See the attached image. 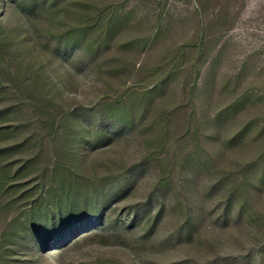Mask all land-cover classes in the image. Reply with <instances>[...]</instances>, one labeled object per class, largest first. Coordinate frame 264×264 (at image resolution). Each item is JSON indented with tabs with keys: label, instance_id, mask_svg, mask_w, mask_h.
<instances>
[{
	"label": "rangeland",
	"instance_id": "rangeland-1",
	"mask_svg": "<svg viewBox=\"0 0 264 264\" xmlns=\"http://www.w3.org/2000/svg\"><path fill=\"white\" fill-rule=\"evenodd\" d=\"M94 1L107 13L114 5L118 19L92 61L0 0L3 30L29 38L27 60L44 62L59 92L52 103L34 98L16 73L20 60L0 48V245L36 186L52 179L61 144L53 118L75 110L110 138L80 150V183H128L103 232L45 248L52 264H264V0ZM130 95L135 126H114L107 105Z\"/></svg>",
	"mask_w": 264,
	"mask_h": 264
},
{
	"label": "trees",
	"instance_id": "trees-1",
	"mask_svg": "<svg viewBox=\"0 0 264 264\" xmlns=\"http://www.w3.org/2000/svg\"><path fill=\"white\" fill-rule=\"evenodd\" d=\"M32 28L38 21H44L43 33L56 43H63L72 49H79L90 60L95 61L101 53L102 45L108 46L118 16L116 7L100 9L94 0H10ZM16 38V39H15ZM11 38L0 25V48L5 54L20 60L16 69L22 85L30 89L34 98L41 97L52 103L59 97L55 79L47 72L46 64L27 60L29 52L25 46L28 37L22 40ZM203 45L199 47L197 58L206 64ZM38 54H47L46 46L34 48ZM51 55V59H56ZM51 59L49 63H51ZM199 59V60H200ZM22 66V70L20 69ZM183 66L172 68L168 76L159 80L153 92L161 93L173 72ZM199 77V70L196 78ZM194 79V82L196 81ZM52 91L54 94H52ZM144 101L141 98V103ZM122 102V98L120 103ZM60 122L52 120L53 137L60 141L57 148V162L52 171V179L42 181L34 190L35 197L30 210L15 216L6 230L0 245V264H52L45 248L62 249L86 240L90 232L106 229L110 218L106 216L114 200L125 190L126 178H110L106 184L80 183L84 176L75 163L80 150L96 149L109 141V133L99 128L90 130L80 121L75 110L63 112ZM107 116L114 126L132 128L135 126V106L131 95L123 104L111 108L107 105ZM141 119L139 122H142ZM159 152V151H158ZM154 153V152H152ZM157 153V152H156ZM160 153V152H159ZM152 154L151 156H153ZM76 165V166H75ZM166 179V178H165ZM164 179V180H165ZM136 219H133V222ZM149 222L152 221L150 217ZM188 221H192L191 218ZM89 233V234H87ZM49 251V250H48ZM29 258V259H28ZM83 264H123L112 259L96 260Z\"/></svg>",
	"mask_w": 264,
	"mask_h": 264
}]
</instances>
